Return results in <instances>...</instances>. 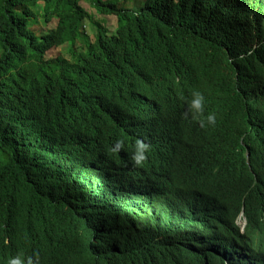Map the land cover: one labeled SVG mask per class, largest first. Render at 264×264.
<instances>
[{"label": "trees", "instance_id": "obj_1", "mask_svg": "<svg viewBox=\"0 0 264 264\" xmlns=\"http://www.w3.org/2000/svg\"><path fill=\"white\" fill-rule=\"evenodd\" d=\"M157 160L180 177V209L133 170ZM137 191L140 212L117 214ZM17 254L264 264V0H0V264Z\"/></svg>", "mask_w": 264, "mask_h": 264}, {"label": "clouds", "instance_id": "obj_2", "mask_svg": "<svg viewBox=\"0 0 264 264\" xmlns=\"http://www.w3.org/2000/svg\"><path fill=\"white\" fill-rule=\"evenodd\" d=\"M203 101H204L203 94L200 93L199 91L194 90L191 93V99L186 108V112L193 115L202 113ZM206 120L208 124L215 123V117L213 114H208ZM203 124L204 121H201L202 126ZM122 146H123V141L117 139L114 145L109 148V151L112 153H118L122 149ZM147 151H148V146L143 141L137 140L131 152L130 158L132 163L137 167L147 164V159H148V157L146 156ZM157 170L158 167L154 170H145L143 173L149 171L151 175H147V176L143 175V177H141L144 179V182L146 184L147 182H150L151 178L153 182L161 184L160 186H157V188H155L153 191L154 202L157 203V205L161 206L162 208L180 209L181 206L179 203V194L177 195L171 194L170 189L177 191L180 190L181 186L173 183H177V184H181V183L177 179H175V181L172 183H168L167 182L168 180H173V178H171V175L165 172L163 168H161V172L158 174L155 173ZM159 175H162V177L165 179H160ZM160 187H164V189H158ZM139 197L140 194L138 193V191L136 192V194L131 192L127 198L121 200V207L119 208V210H117V214L125 213L126 215L131 217L136 212H140V207L143 202ZM244 216L245 214L241 213L239 219H237L235 222L242 234L246 232V227H247V221ZM7 264H40V260H39V256L23 258L21 254H17L16 256L9 258Z\"/></svg>", "mask_w": 264, "mask_h": 264}, {"label": "bare ground", "instance_id": "obj_3", "mask_svg": "<svg viewBox=\"0 0 264 264\" xmlns=\"http://www.w3.org/2000/svg\"><path fill=\"white\" fill-rule=\"evenodd\" d=\"M190 119H193L194 120V117H190ZM166 151L167 152H169V151H171V146H169L167 149H166ZM160 161H162V160H160ZM156 162H159V160H157ZM166 162V161H165ZM156 164V163H155ZM157 165L159 166V163H157ZM224 170L226 169V168H223ZM134 171H136V172H138V174H139V177H140V179H141V177H143V175L144 176H147V175H151L150 174V172L149 171H146V173H143V172H139V169H133ZM236 170H239L238 168L236 169ZM133 171V172H134ZM154 172V171H153ZM161 172V168H160V166L158 167V170L155 172V173H160ZM208 174H210V173H208ZM210 175H212V174H210ZM217 175H222L221 173H219V174H217ZM166 176V175H165ZM178 175H171V178H173V180H168L167 182L168 183H172V182H174L175 181V179H180V177H177ZM150 177V176H149ZM159 177H160V179H165V178H163L162 177V175H159ZM217 177H221V176H215V178H217ZM217 180H218V178H217ZM151 184V182H147V186H148V191H147V196H149L150 195V192H151V188H152V186L150 185ZM173 184H176V185H180V186H182V184H177V183H173ZM207 185V187H209L210 185H212V184H207V183H199L197 186L198 187H201L202 185ZM158 186H160L161 184H157ZM215 185L216 186H220L221 184H220V181H218V182H215ZM139 190H140V186H139ZM181 199V198H180ZM179 199V200H180ZM204 209V208H203ZM164 211V210H163ZM176 213H177V211H176ZM158 215L157 214H153L152 215V218H158L157 217ZM231 226L232 227H234V229H235V227H236V224H235V222H231Z\"/></svg>", "mask_w": 264, "mask_h": 264}, {"label": "rangeland", "instance_id": "obj_4", "mask_svg": "<svg viewBox=\"0 0 264 264\" xmlns=\"http://www.w3.org/2000/svg\"><path fill=\"white\" fill-rule=\"evenodd\" d=\"M133 1H143V0H133ZM82 5L86 8V9H88L90 12H91V14H93L94 13V8H92L90 5H88L87 3H82ZM127 6H131L132 5V3H127L126 4ZM110 24H111V26H112V21H110ZM90 36H91V38H90V40L92 41L93 39H92V35L90 34ZM67 45L66 46H63V47H58V48H56V49H54V50H52L51 51V56H57V55H60L61 53H63L64 51H67Z\"/></svg>", "mask_w": 264, "mask_h": 264}, {"label": "water", "instance_id": "obj_5", "mask_svg": "<svg viewBox=\"0 0 264 264\" xmlns=\"http://www.w3.org/2000/svg\"><path fill=\"white\" fill-rule=\"evenodd\" d=\"M173 145H174V146H177L178 144H177V142H174ZM177 148H178V146L175 147V148H173V149L176 151ZM171 155H172V154H171ZM172 156H173V155H172ZM162 164L164 165V162H161V165H162ZM161 165H160V162H159V166H160V168L163 167V166H161ZM159 166H158V167H159ZM154 177H155V176H154ZM154 177H153V178H154ZM199 181L202 182V181H204V180H200V179H199ZM150 182H151V183H154L153 180H152V178L150 179ZM164 183H167V182H164ZM156 188H157V187H156ZM141 189H142V188H141ZM146 189H147V184H144V185H143V191L146 190ZM158 189H164V187H160V188H158ZM191 189H195V187H192ZM196 189H197V187H196ZM170 191H171L170 193L173 194V195H177V194L182 195L181 190H178V191H177V190H172V189H170ZM146 193H147V192L145 191V194H146ZM183 194H184V192H183ZM189 197H190L191 199L195 200V203H197V197H196L195 195H189Z\"/></svg>", "mask_w": 264, "mask_h": 264}]
</instances>
